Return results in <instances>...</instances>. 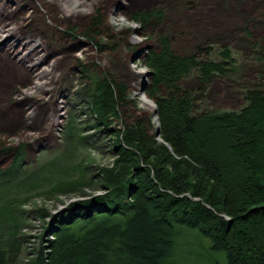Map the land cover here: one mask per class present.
Returning <instances> with one entry per match:
<instances>
[{"label":"trees","instance_id":"trees-1","mask_svg":"<svg viewBox=\"0 0 264 264\" xmlns=\"http://www.w3.org/2000/svg\"><path fill=\"white\" fill-rule=\"evenodd\" d=\"M159 14L132 18L144 23ZM161 40L145 59L158 125L152 113L121 120L128 88L113 77L84 87L92 128L107 133L113 154L90 178L102 193L55 218L38 209L43 220L53 218L45 227L51 237L24 264H264V81L244 89L239 110L198 115L180 80L192 69L202 85L225 75L230 51L223 46L220 60L199 61ZM158 85L169 94L155 96ZM19 155L0 170L1 180L15 174ZM16 242L6 247L0 233V264H16Z\"/></svg>","mask_w":264,"mask_h":264},{"label":"rangeland","instance_id":"rangeland-1","mask_svg":"<svg viewBox=\"0 0 264 264\" xmlns=\"http://www.w3.org/2000/svg\"><path fill=\"white\" fill-rule=\"evenodd\" d=\"M26 1L35 8L36 21L27 15L30 24L22 22L17 18L22 11L8 3L13 10L1 22L16 28L20 43L39 42L38 54L23 56L17 41L5 45L0 36V48H7L0 57L23 76L10 79L0 98V170L11 165L18 149L21 160L13 176L0 179V233L6 247L16 238V264H24L51 237L47 223L70 203L102 193L90 178L113 154L107 133L92 128L86 109L84 87L92 79L107 75L124 83L130 103L120 109L121 120L152 113L155 126L153 76L145 59L160 50L161 38L175 54H196L199 61L220 60L223 46L230 51L225 75L202 85L192 69L180 80L194 95L198 115L239 110L244 89L264 81V0H92L82 6L85 16L76 18L46 10L45 0ZM147 10L160 16L133 20L135 12ZM158 86L155 96L169 94ZM42 208L54 217L40 218Z\"/></svg>","mask_w":264,"mask_h":264},{"label":"bare ground","instance_id":"bare-ground-1","mask_svg":"<svg viewBox=\"0 0 264 264\" xmlns=\"http://www.w3.org/2000/svg\"><path fill=\"white\" fill-rule=\"evenodd\" d=\"M91 1L92 0H45L44 2L47 4L45 6L46 10L50 9L52 11L62 12L66 17L76 18V17H84L85 16L84 11L82 10V6L86 5L87 3L91 2ZM0 2H1L0 3V33L3 32L5 34V35L0 34L1 37H4L1 40V42L2 41H8L5 43V45H10L9 44L10 41H17L16 43L20 44L21 49L24 50L23 56L26 54H27V56L31 55V53L38 54V53H36V50L38 47L37 45H39V42L36 43L35 41H28L27 43H23V44L20 43V41H19L20 38L18 36V33L16 32V28L14 26H8L7 24L10 22H4V21L1 22V20L6 18V17L4 18V16H8L9 15L8 12L13 10L12 7L10 8V6H8V3H10V4L13 3V5H15V7H14L15 9L18 8L19 10L22 11V12H20V15L17 16V18L22 19V22H27L30 24L29 19H31V21H33V19L36 21V19H35L36 18V15H35L36 10L33 7V5H30V3L27 2L26 0H0ZM30 8H32L33 11H31ZM27 15L29 16L28 17L29 19L26 18ZM37 19H39V18H37ZM10 20H12V19H10ZM33 24H36V22ZM40 24H38V25H40ZM35 27H36V25H35ZM17 44H15V45H17ZM2 48H0V51H2ZM3 49L7 50L6 47ZM72 52H73V50H70V53H68L69 57L72 56ZM23 56H22V59H24ZM5 63L6 62H5L4 58H2V56H1L0 57V98L8 90L10 79L13 81V80H16V78H19L20 80L23 78V76L20 75L19 73H17V71H15L14 68L8 66Z\"/></svg>","mask_w":264,"mask_h":264},{"label":"clouds","instance_id":"clouds-1","mask_svg":"<svg viewBox=\"0 0 264 264\" xmlns=\"http://www.w3.org/2000/svg\"><path fill=\"white\" fill-rule=\"evenodd\" d=\"M125 18L124 17H121V20L123 21ZM126 23L128 24V25H130V26H133V27H139V25L138 24H135L134 22H131V21H126ZM142 71H148V69L147 68H145V69H142Z\"/></svg>","mask_w":264,"mask_h":264},{"label":"water","instance_id":"water-1","mask_svg":"<svg viewBox=\"0 0 264 264\" xmlns=\"http://www.w3.org/2000/svg\"><path fill=\"white\" fill-rule=\"evenodd\" d=\"M157 134H158V130H157Z\"/></svg>","mask_w":264,"mask_h":264}]
</instances>
